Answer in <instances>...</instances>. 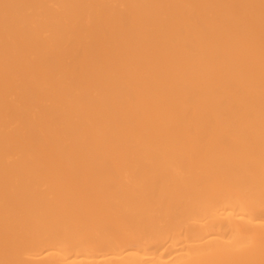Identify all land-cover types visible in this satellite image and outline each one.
<instances>
[{
  "label": "bare ground",
  "instance_id": "bare-ground-1",
  "mask_svg": "<svg viewBox=\"0 0 264 264\" xmlns=\"http://www.w3.org/2000/svg\"><path fill=\"white\" fill-rule=\"evenodd\" d=\"M0 264H264V0H0Z\"/></svg>",
  "mask_w": 264,
  "mask_h": 264
}]
</instances>
